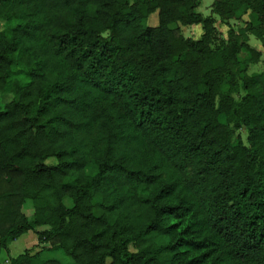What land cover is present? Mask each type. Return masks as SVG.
<instances>
[{
	"label": "trees",
	"instance_id": "1",
	"mask_svg": "<svg viewBox=\"0 0 264 264\" xmlns=\"http://www.w3.org/2000/svg\"><path fill=\"white\" fill-rule=\"evenodd\" d=\"M198 6L0 0V254L37 235L7 264H264V0Z\"/></svg>",
	"mask_w": 264,
	"mask_h": 264
},
{
	"label": "rangeland",
	"instance_id": "2",
	"mask_svg": "<svg viewBox=\"0 0 264 264\" xmlns=\"http://www.w3.org/2000/svg\"><path fill=\"white\" fill-rule=\"evenodd\" d=\"M212 0H199V6L197 8V10L199 12H201L203 15H207L210 14V4H211ZM147 23L149 25H155L157 23V12L152 13L148 20ZM234 26H240L239 23H233ZM216 26L219 29L220 32V36L222 38L225 37L226 34V26H224L222 23H220L219 21H217ZM171 27H178L181 31V33L185 36V37H191V38H198L202 32V27L200 24H196V25H182L178 22L176 23H172ZM1 28V25H0ZM248 45L251 48H254L256 50H258L261 54V59H264V46L262 45L261 41L255 37L252 34L248 35ZM249 51L247 49L243 50V54L241 56V58L243 57H248ZM255 70L257 71H262L264 70V67L259 64ZM12 97V94H4L1 95L0 94V107H1V103L10 100ZM242 134V136L244 137V134L242 132H240ZM55 161L54 158H49L48 162H53ZM65 204L67 206L70 205V201L68 199H65ZM32 201L31 200H27L26 203L23 206V212L27 215V216H31L32 215ZM40 228H44V226H41ZM20 239L16 240L15 242H12L9 246L8 251H3L0 254V262L3 264H7L8 263V258L10 257H14L20 253H22L24 251V248L22 246L21 241H19ZM41 257L44 259H57L59 260L61 263L63 264H76L73 259L66 255L64 252H62L59 249H55V250H44L41 253Z\"/></svg>",
	"mask_w": 264,
	"mask_h": 264
},
{
	"label": "crops",
	"instance_id": "3",
	"mask_svg": "<svg viewBox=\"0 0 264 264\" xmlns=\"http://www.w3.org/2000/svg\"><path fill=\"white\" fill-rule=\"evenodd\" d=\"M27 201V200H26ZM26 201H25V203H26ZM24 203V204H25ZM24 206V205H23ZM32 213H33V207H32ZM45 228V227H44ZM44 228H40V227H38V229H44ZM18 239H20L19 241H21V243H22V246H23V248H24V250L25 249H29V248H31L32 246H34L35 244H36V242H37V235H36V233L34 232V231H32V230H30V231H27V232H25V233H23V234H21L19 237H17L14 241H12V242H15L16 240H18ZM11 242V243H12ZM10 243V244H11ZM10 244H9V246H10ZM8 249H9V247H8Z\"/></svg>",
	"mask_w": 264,
	"mask_h": 264
}]
</instances>
